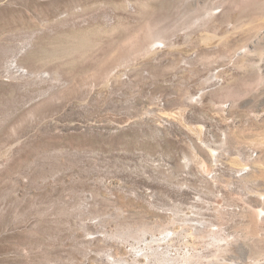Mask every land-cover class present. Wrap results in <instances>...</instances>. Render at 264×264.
Segmentation results:
<instances>
[{
  "label": "rangeland",
  "instance_id": "obj_1",
  "mask_svg": "<svg viewBox=\"0 0 264 264\" xmlns=\"http://www.w3.org/2000/svg\"><path fill=\"white\" fill-rule=\"evenodd\" d=\"M253 12L0 0V264H264Z\"/></svg>",
  "mask_w": 264,
  "mask_h": 264
},
{
  "label": "bare ground",
  "instance_id": "obj_2",
  "mask_svg": "<svg viewBox=\"0 0 264 264\" xmlns=\"http://www.w3.org/2000/svg\"><path fill=\"white\" fill-rule=\"evenodd\" d=\"M250 4L253 7V10H254L253 13H255V14H254L253 18L250 20V28L248 29V31L240 32L242 29V26L236 25L234 23V24H231L230 25L231 27L229 28V30L227 32H225L226 36H231V35L238 34V33L240 34V36L238 38L236 37L237 39H235L233 46H232V53H234V55H239V54H241V55L247 54L248 55V53L250 54L251 51L249 50L248 46L249 45H252V46L256 45L257 46L259 44L258 42L261 41L262 38H264V0H250ZM234 9L237 10L238 7L233 6V7H231L230 10L234 11ZM238 11H241V9H238ZM231 17H232V15L227 14V15H225L224 18L227 21H231V19H232ZM150 33H152V32H150ZM158 43L155 42L150 47H152V46L154 47ZM19 70H22V69H19ZM261 103L264 106V100ZM240 165H241V168L243 167L242 169H246V167H244L243 163H241ZM251 220L255 226V228L253 229V234L255 236H260L261 235L260 234V232H261L260 226H262V225L261 224H259V226H257V225H258V222H261L264 224V222H262L263 221L262 220V210L261 209L254 210L252 213V219Z\"/></svg>",
  "mask_w": 264,
  "mask_h": 264
},
{
  "label": "built area",
  "instance_id": "obj_3",
  "mask_svg": "<svg viewBox=\"0 0 264 264\" xmlns=\"http://www.w3.org/2000/svg\"><path fill=\"white\" fill-rule=\"evenodd\" d=\"M18 71L22 72V73H25V70H19V68H17Z\"/></svg>",
  "mask_w": 264,
  "mask_h": 264
}]
</instances>
